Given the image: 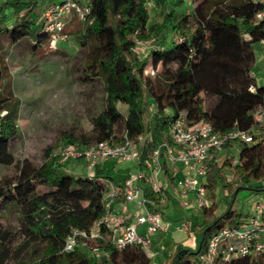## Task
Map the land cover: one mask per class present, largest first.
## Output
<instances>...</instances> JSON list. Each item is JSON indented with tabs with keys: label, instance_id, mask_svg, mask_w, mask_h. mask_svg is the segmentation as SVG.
Wrapping results in <instances>:
<instances>
[{
	"label": "trees",
	"instance_id": "16d2710c",
	"mask_svg": "<svg viewBox=\"0 0 264 264\" xmlns=\"http://www.w3.org/2000/svg\"><path fill=\"white\" fill-rule=\"evenodd\" d=\"M88 2L91 21L84 22L77 39L82 60L78 78L85 84L99 80L101 101L90 129L66 136V142L118 144L141 134L139 164L158 148L163 178L174 185L166 147H176L169 129L180 114L190 123L208 121L217 131L251 129L255 124L264 82H257L252 74L249 50L264 38V18L255 19L261 3L193 0L189 9L181 11L169 8L167 0H157L159 18L150 21L148 0ZM49 3L0 0V35L6 34L11 42L29 38L33 49L41 48L48 40L42 11ZM150 37L154 44L147 54H139L138 42ZM148 63L152 75L145 71ZM196 89L206 90L210 99L206 110L188 107ZM18 110L16 98L0 97V165L11 168L0 177V218L14 211L18 220L16 229L0 221V264H92L93 250L100 251L101 264H152L150 253L140 245L116 248L104 228L103 238L62 250L72 228L87 230L102 215L105 179H116L110 171L114 166L96 164L87 173L67 169L53 158L40 163L15 159L9 147L17 133ZM231 146L237 149L236 155ZM79 161L85 165L84 159ZM205 176L203 184L211 195L209 203L197 206L198 217L193 220L192 229L200 232L197 247L176 242L159 264H202L198 254L207 235L242 217L231 206L217 212L218 202L212 195L218 185L232 197L241 188L264 192V140L257 136L252 142L234 139L211 151ZM144 187L149 192L148 185ZM163 190L167 192L165 186ZM223 264H264V255H240Z\"/></svg>",
	"mask_w": 264,
	"mask_h": 264
},
{
	"label": "built area",
	"instance_id": "2783aa9c",
	"mask_svg": "<svg viewBox=\"0 0 264 264\" xmlns=\"http://www.w3.org/2000/svg\"><path fill=\"white\" fill-rule=\"evenodd\" d=\"M261 3L263 8L256 12L255 19L264 18V0H251ZM90 2L80 0H53L42 11V23L48 35L51 47L56 48L65 37L64 29L68 20L75 16L85 22L91 21ZM264 45V38L258 42ZM152 72H154L152 68ZM256 77V74L252 72ZM257 79V77H256ZM251 90L255 87L252 85ZM255 124L251 129L232 128L217 131L211 123L199 120L187 121L184 113L174 119L169 133L175 148L166 147V159L174 168L175 188L191 193L198 206L207 204L202 196L205 188V160L211 151H217L225 143L234 139L252 142L257 136L264 140V95L263 104L254 111ZM144 136L126 137L123 142L111 144L107 140L92 141L83 146L66 142L59 154L64 158H82L85 160L86 172L91 173L96 164L114 165L134 162L138 168L121 179H105L103 193V213L87 230L72 228L65 237L62 250H71L77 244H85L87 239L103 238L104 228L109 241L116 248L140 245L144 249L151 245L152 235L166 230L168 225L161 222L160 207L165 201L161 177V162L158 148L151 158L139 164ZM164 146V144H162ZM108 162V163H109ZM177 170H181L176 174ZM144 184L149 187L145 190ZM132 201L139 211L132 222L126 223L113 211V202ZM92 264H101L100 251L93 250ZM264 255V200H256L252 213L240 217L235 224L212 230L206 237L205 244L198 254L202 264H223L240 255Z\"/></svg>",
	"mask_w": 264,
	"mask_h": 264
},
{
	"label": "rangeland",
	"instance_id": "374dc122",
	"mask_svg": "<svg viewBox=\"0 0 264 264\" xmlns=\"http://www.w3.org/2000/svg\"><path fill=\"white\" fill-rule=\"evenodd\" d=\"M167 1L169 8L181 11L189 9L193 4V0ZM148 5L150 21L159 18L160 7L157 6V0H148ZM41 9V6L37 7L39 13ZM83 25V21L72 16L64 29L65 38L56 48L51 47L47 40L36 50L32 48L29 38L11 42L6 34L0 35V97L9 96L19 101L17 133L11 139L9 147L15 159L28 158L34 163H40L45 158H53L67 169L85 171L86 165H83L79 158H64L59 154V150L66 143V136H77L90 129L91 117L100 107L102 83L94 80L92 84H85L78 78V68L82 60L77 39ZM152 39L153 37L140 40L136 46L137 52L141 55L147 54L154 44ZM249 51L257 82L263 83L264 45L255 42ZM145 71L150 75L154 73L150 63L146 65ZM205 91L196 89L188 107L206 110L210 99L206 97ZM119 106L121 109L125 108L124 105ZM230 149L236 155L237 149L234 146ZM221 160L222 156L218 158V162ZM224 170L229 173L227 168ZM113 171L124 172L122 169L118 171V168ZM10 172L11 168L0 165V177ZM161 177L163 178V175ZM173 192L179 196L191 195V198L185 202L180 198H173L170 202L172 206L163 211L170 217L171 224L169 231L164 234L169 235V242H181L194 249L200 239V232L192 229L193 220L198 217L197 202L191 193L179 191L175 187ZM210 195L211 192L205 187L202 196L206 203L210 202ZM212 196L218 202V213L231 206L242 217L252 213L256 200H264V192L250 188H241L232 197L222 185L216 187ZM126 203L133 204L132 201ZM162 207L163 205L160 210ZM133 212L135 214V207ZM0 221L14 229L18 226L17 214L14 211L5 212ZM156 242L151 241L146 250L148 253L155 250Z\"/></svg>",
	"mask_w": 264,
	"mask_h": 264
},
{
	"label": "crops",
	"instance_id": "0c3cea01",
	"mask_svg": "<svg viewBox=\"0 0 264 264\" xmlns=\"http://www.w3.org/2000/svg\"><path fill=\"white\" fill-rule=\"evenodd\" d=\"M80 1L86 2L88 0H80ZM261 80H262V78H261ZM109 164L114 166L113 169H111L112 170L111 173L116 179H121L122 177H124L128 173L136 171L138 168L137 164L134 162H130V163H126V164H119V165H114L112 162H109ZM116 168H118V171L120 169H122V171H124V172L115 173L113 170H115ZM180 171L181 170H177L176 174L181 173ZM163 181L165 183V187H166L167 192H165V201L162 204L163 207L161 209V222L163 225H168V227L166 230H160L157 234L152 235V240L157 241L155 244V250L152 253H150L151 258L153 259L152 264L163 263L164 260L166 259V257L172 252L174 244L176 243V242H169V240L167 239L169 235L165 236V234L169 231L171 224L169 221L170 217L168 216V214H164L163 211L168 210L172 206V204H170V202L173 201V198H177V199L180 198L183 202H185L187 199L191 198L190 197L191 195H187V196H185V195L181 196L180 195L179 196L177 194H174L173 187H175V186L174 185H168L165 182L164 178H163ZM133 207H135V214H136V212H138L139 209L137 208V206L134 202H133V204L128 205L126 202H123L121 200H117V201L113 202V204H112L113 211L118 215V217H120L126 223L132 222L135 219ZM160 234H164V235L160 236Z\"/></svg>",
	"mask_w": 264,
	"mask_h": 264
}]
</instances>
